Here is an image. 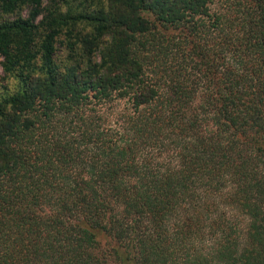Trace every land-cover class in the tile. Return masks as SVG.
I'll list each match as a JSON object with an SVG mask.
<instances>
[{"label":"trees","instance_id":"16d2710c","mask_svg":"<svg viewBox=\"0 0 264 264\" xmlns=\"http://www.w3.org/2000/svg\"><path fill=\"white\" fill-rule=\"evenodd\" d=\"M0 264H264V0H0Z\"/></svg>","mask_w":264,"mask_h":264},{"label":"rangeland","instance_id":"374dc122","mask_svg":"<svg viewBox=\"0 0 264 264\" xmlns=\"http://www.w3.org/2000/svg\"><path fill=\"white\" fill-rule=\"evenodd\" d=\"M0 62H1V59H0ZM3 77L4 75L2 74L1 69H0V90H1L2 85L5 83Z\"/></svg>","mask_w":264,"mask_h":264}]
</instances>
